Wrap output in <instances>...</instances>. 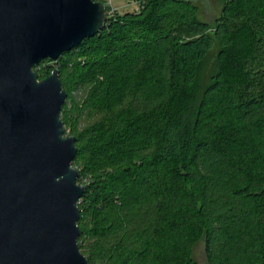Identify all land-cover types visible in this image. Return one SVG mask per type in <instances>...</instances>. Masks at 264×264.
I'll return each mask as SVG.
<instances>
[{"label": "trees", "instance_id": "16d2710c", "mask_svg": "<svg viewBox=\"0 0 264 264\" xmlns=\"http://www.w3.org/2000/svg\"><path fill=\"white\" fill-rule=\"evenodd\" d=\"M135 1L55 61L87 185L80 247L90 264H198L205 239L208 264H264V0L219 17L211 0Z\"/></svg>", "mask_w": 264, "mask_h": 264}, {"label": "water", "instance_id": "95a60500", "mask_svg": "<svg viewBox=\"0 0 264 264\" xmlns=\"http://www.w3.org/2000/svg\"><path fill=\"white\" fill-rule=\"evenodd\" d=\"M105 0H0V264H90L80 247L87 185L66 132L68 93L41 61L101 31Z\"/></svg>", "mask_w": 264, "mask_h": 264}, {"label": "rangeland", "instance_id": "374dc122", "mask_svg": "<svg viewBox=\"0 0 264 264\" xmlns=\"http://www.w3.org/2000/svg\"><path fill=\"white\" fill-rule=\"evenodd\" d=\"M106 1L108 2L109 5L112 6L113 10H116L118 12H125L126 10L135 11L137 10V7H138L137 6L138 4L135 3L136 2L135 0H132V1L130 0H106ZM211 3L213 6L214 14L217 17H219L221 15V12L224 6V0H211ZM198 16L200 19H203V20H205L208 17V12L204 10L201 4H199ZM50 64L58 66L55 61H52ZM37 69H40V66ZM75 94L78 99H81L84 96L85 91L84 89L76 90ZM98 117H99V114H94L91 117L89 115L83 114L80 119L79 126L82 128L90 124L91 122L97 120ZM92 242L93 240L85 241L84 247L82 249L84 254L86 253L87 255L90 252L89 249H90ZM194 258L198 264H208L207 256H206L205 239L201 240L200 242L196 244L194 248Z\"/></svg>", "mask_w": 264, "mask_h": 264}, {"label": "built area", "instance_id": "2783aa9c", "mask_svg": "<svg viewBox=\"0 0 264 264\" xmlns=\"http://www.w3.org/2000/svg\"><path fill=\"white\" fill-rule=\"evenodd\" d=\"M107 5H108L109 16H110L112 13L115 12V10H113L112 6L109 5L108 2H107ZM109 6H110V7H109ZM137 9H138V7H137Z\"/></svg>", "mask_w": 264, "mask_h": 264}]
</instances>
